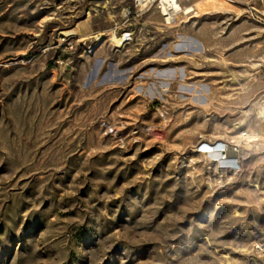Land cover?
<instances>
[{
    "label": "rangeland",
    "instance_id": "obj_1",
    "mask_svg": "<svg viewBox=\"0 0 264 264\" xmlns=\"http://www.w3.org/2000/svg\"><path fill=\"white\" fill-rule=\"evenodd\" d=\"M180 4L0 0V264H264V24Z\"/></svg>",
    "mask_w": 264,
    "mask_h": 264
},
{
    "label": "bare ground",
    "instance_id": "obj_2",
    "mask_svg": "<svg viewBox=\"0 0 264 264\" xmlns=\"http://www.w3.org/2000/svg\"><path fill=\"white\" fill-rule=\"evenodd\" d=\"M223 1L226 2V3H229L226 0H223ZM180 5L181 4L179 3L178 0H162L159 3L160 13H164L165 14L167 12V9L171 10L173 12L172 15H171V18L174 17V21L175 22L174 21L173 22L176 23V20H178L179 17H180V16L178 17V15H180V14H182V15H190V14H192V17H194L199 12L193 6H189L188 9L185 8L183 10V9H181ZM166 14H169V13H166ZM75 34L76 33H74V32H61L60 33V35H64L65 37L69 36V35H75ZM126 36H127V34H123L121 36H117L115 33L110 32L108 35H105L104 38L106 39L105 42L111 44L113 47L121 48L124 45L125 41H126ZM96 37H97L98 41H102L103 42V37H101V36H96ZM255 107H257V106H255ZM256 116L264 117V109L259 110V112H258V114H256ZM249 138L250 137H247V140H246L248 143L245 142L249 146H251L250 145L251 142H256L257 141L256 139H249ZM221 146L222 145L219 144L215 148V147H213V145L204 144L201 147L200 151L196 150L195 152H201L204 155L208 154L210 156V158H212V161H214L216 164H218V163L224 164V163H226V160H225L226 156L224 157L223 153L219 152V149L221 148ZM262 250H264V246H262Z\"/></svg>",
    "mask_w": 264,
    "mask_h": 264
},
{
    "label": "built area",
    "instance_id": "obj_3",
    "mask_svg": "<svg viewBox=\"0 0 264 264\" xmlns=\"http://www.w3.org/2000/svg\"><path fill=\"white\" fill-rule=\"evenodd\" d=\"M161 1L162 0H132L134 6L141 8L142 10H147L155 5L159 9V3ZM178 1L180 3V0ZM226 1H228L230 4L235 6L240 5L245 7L248 13L251 14L257 22L264 24V0H226ZM166 13L165 14L161 13V20L164 25L168 26L173 23L174 17L171 18V15L173 13L171 10L167 9ZM127 37H129L128 34L126 38ZM257 104L261 109H264V96H261V98L258 99ZM221 145L222 146L219 149V152L223 153V156L225 157V152H226L225 145L224 144Z\"/></svg>",
    "mask_w": 264,
    "mask_h": 264
}]
</instances>
